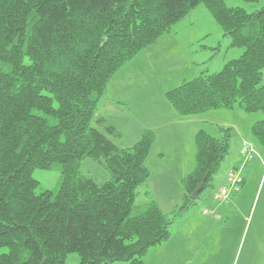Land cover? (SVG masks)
I'll list each match as a JSON object with an SVG mask.
<instances>
[{
  "label": "trees",
  "instance_id": "16d2710c",
  "mask_svg": "<svg viewBox=\"0 0 264 264\" xmlns=\"http://www.w3.org/2000/svg\"><path fill=\"white\" fill-rule=\"evenodd\" d=\"M256 1V0H247ZM205 3L231 44L243 48L217 72L200 69L166 92L180 116L212 108L264 112V6L248 12L225 0H0V264H146L194 205L191 193L214 177L229 153L220 138L195 135V167L183 197L166 214L149 198L146 164L155 134L131 147L97 112L112 76L174 23ZM264 147V118L252 127ZM86 157L110 172L100 184L80 172ZM58 164L57 192L36 193V169Z\"/></svg>",
  "mask_w": 264,
  "mask_h": 264
},
{
  "label": "rangeland",
  "instance_id": "374dc122",
  "mask_svg": "<svg viewBox=\"0 0 264 264\" xmlns=\"http://www.w3.org/2000/svg\"><path fill=\"white\" fill-rule=\"evenodd\" d=\"M225 2L248 12L264 6V0ZM166 34L169 35L167 43L155 42L149 46L152 48L143 49L135 58L141 59V66L149 63L154 67L156 72L151 71V80L156 83L153 90L163 93L193 79L203 67H207L209 72L220 71L228 60L239 57L243 52V48L231 44V38L226 36L203 2L174 23ZM144 67H136L128 74L120 72L117 79L128 81L134 72ZM114 111L115 108L108 111V121L118 130L123 126L124 132L127 129L133 131L143 122L138 113L134 112L133 117H123L122 112ZM263 118V111L245 112L220 107L191 115V119L163 137L160 130L158 133L152 130L155 140L146 159L150 171L149 186L139 188L138 204L149 200L145 192L150 191L147 192L149 197L165 206L169 185L175 193L178 190V194L183 196L178 175L174 181L171 176L180 166H186L179 174L181 178L194 169L195 135L199 130L220 138L222 128H231L233 135L229 153L212 185L200 192L194 205L173 227L170 240L148 249L144 256L146 264H264V147L252 130L253 124ZM149 123L156 122L149 120ZM116 142L127 148L126 138L121 140L122 144ZM244 144L252 147V158L244 152ZM80 172L100 184L110 176L106 164L92 157L82 161ZM33 175L39 180L36 193L57 192L62 180L58 164L50 169H36ZM223 189L227 190V195L221 199L219 195ZM173 209L167 214L171 215ZM66 263L79 264V255L69 253Z\"/></svg>",
  "mask_w": 264,
  "mask_h": 264
},
{
  "label": "crops",
  "instance_id": "0c3cea01",
  "mask_svg": "<svg viewBox=\"0 0 264 264\" xmlns=\"http://www.w3.org/2000/svg\"><path fill=\"white\" fill-rule=\"evenodd\" d=\"M168 40H169V35L164 34L156 40V42H158L156 44H165L168 42ZM148 55L149 53H147L146 56ZM135 58L132 61H130V63H126L124 66H122L110 79V82L107 87L106 95L102 99L100 103V107L97 112L98 122H102L103 120H106V123L110 125H112L113 123L110 120L108 121V111L112 110V108H115L114 112H118L119 114H121L122 112L123 117H128L126 115L133 117L132 115L134 114V112L139 114V116L143 119V122L140 125L138 124V127H136L135 130L132 131L130 129H127L124 132L122 130L123 129L122 126L121 130H119L120 133L122 131L121 136L112 137V139L115 142L119 141L121 144H122L121 140L123 138H126L128 142L127 148L133 146L142 137L143 133L147 130H153L155 133H158V131L160 130L161 131L160 134L163 137L167 135L171 130H174L175 127H180V125L183 124L185 120L191 119V116H180L176 112L174 107L166 99L165 91L163 93L161 91L159 92L157 90H153L156 83L151 80L152 79L151 71L156 72L154 67H150L149 63L146 64L145 67L141 66L139 65L141 63V59L138 60ZM136 67H144V68H141L138 72H134V74L131 75V79L128 81L117 79L119 74H121L120 72H126V74H128L131 73ZM121 70H125V71H121ZM115 78L116 81L114 82ZM138 86H140L139 89ZM149 120L155 121L156 123L150 124ZM115 121H117L118 123L119 120L116 119ZM129 138L132 140H130ZM180 167L181 168H177L178 171L174 173L171 177L172 180L174 181L175 177L178 175V179H180L179 182L181 183L182 178L187 174L184 175L182 178L179 177V174L183 171V169L186 166L184 167L180 166ZM146 186H149V180ZM171 186L172 185H169L165 194L166 195L165 206H162L157 200H155V198L151 196V198H153L157 202V204L166 214L167 211H171V209H173L174 206L178 205L180 203L178 201H181L183 197L182 195L178 194V190L175 193L174 189H171ZM146 192L150 193V191H146ZM170 192H172V194H170ZM169 240H167L166 242H168Z\"/></svg>",
  "mask_w": 264,
  "mask_h": 264
},
{
  "label": "built area",
  "instance_id": "2783aa9c",
  "mask_svg": "<svg viewBox=\"0 0 264 264\" xmlns=\"http://www.w3.org/2000/svg\"><path fill=\"white\" fill-rule=\"evenodd\" d=\"M243 150L247 153L248 158H252V147L248 144H244ZM227 195V190L223 189L219 195V198L224 199Z\"/></svg>",
  "mask_w": 264,
  "mask_h": 264
},
{
  "label": "water",
  "instance_id": "95a60500",
  "mask_svg": "<svg viewBox=\"0 0 264 264\" xmlns=\"http://www.w3.org/2000/svg\"><path fill=\"white\" fill-rule=\"evenodd\" d=\"M205 181H202L200 185L191 193L190 198L192 200H196L200 194V192L204 189Z\"/></svg>",
  "mask_w": 264,
  "mask_h": 264
}]
</instances>
